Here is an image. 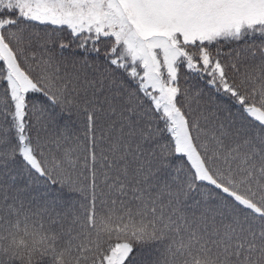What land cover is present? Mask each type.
Segmentation results:
<instances>
[{
	"label": "snow or ice",
	"instance_id": "6c2138e0",
	"mask_svg": "<svg viewBox=\"0 0 264 264\" xmlns=\"http://www.w3.org/2000/svg\"><path fill=\"white\" fill-rule=\"evenodd\" d=\"M0 264H264V0H0Z\"/></svg>",
	"mask_w": 264,
	"mask_h": 264
}]
</instances>
